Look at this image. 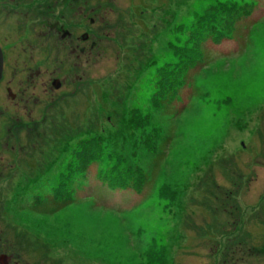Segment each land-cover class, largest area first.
<instances>
[{
    "label": "rangeland",
    "instance_id": "rangeland-1",
    "mask_svg": "<svg viewBox=\"0 0 264 264\" xmlns=\"http://www.w3.org/2000/svg\"><path fill=\"white\" fill-rule=\"evenodd\" d=\"M97 1L29 129L0 97L5 264H264V0Z\"/></svg>",
    "mask_w": 264,
    "mask_h": 264
},
{
    "label": "flooded vegetation",
    "instance_id": "flooded-vegetation-1",
    "mask_svg": "<svg viewBox=\"0 0 264 264\" xmlns=\"http://www.w3.org/2000/svg\"><path fill=\"white\" fill-rule=\"evenodd\" d=\"M89 2L90 10L83 12V0H0V97L5 93L9 103L13 102L16 108H20L23 115L18 113L20 117H17L16 122L22 121L19 118L26 120L21 127L29 129L28 121L33 119L36 109L43 110L47 107L44 97L51 91L58 93L71 86L68 75L70 70H75L80 65L83 56L86 55L91 60L97 57V30L95 28L93 31L92 28L97 25L99 5L97 0ZM56 9L63 13L56 15ZM31 12L38 18L28 26ZM66 14L71 22L64 18ZM84 24L88 25L87 30H90L91 36L83 31ZM20 34L23 36L18 39ZM16 48L23 52L31 51V55L25 59L10 58L11 51ZM36 50L45 54L35 59L32 54ZM57 50L59 52L55 53ZM15 100L18 101L14 102ZM1 110L0 116L3 114ZM6 131L11 132V129H3L0 136L5 135ZM26 134L27 132L24 137ZM2 142L0 138V177L7 172L2 170L3 161L9 160L10 156L14 158L15 154V147L9 141L4 145ZM24 158L15 163L27 167L29 163Z\"/></svg>",
    "mask_w": 264,
    "mask_h": 264
},
{
    "label": "snow or ice",
    "instance_id": "snow-or-ice-1",
    "mask_svg": "<svg viewBox=\"0 0 264 264\" xmlns=\"http://www.w3.org/2000/svg\"><path fill=\"white\" fill-rule=\"evenodd\" d=\"M259 28H260L259 35H260V41H261V45H262V51H264V24H261L259 26Z\"/></svg>",
    "mask_w": 264,
    "mask_h": 264
},
{
    "label": "water",
    "instance_id": "water-1",
    "mask_svg": "<svg viewBox=\"0 0 264 264\" xmlns=\"http://www.w3.org/2000/svg\"><path fill=\"white\" fill-rule=\"evenodd\" d=\"M1 69H2V52L0 50V77H1ZM7 258L4 255L0 256V264H5V260Z\"/></svg>",
    "mask_w": 264,
    "mask_h": 264
},
{
    "label": "bare ground",
    "instance_id": "bare-ground-1",
    "mask_svg": "<svg viewBox=\"0 0 264 264\" xmlns=\"http://www.w3.org/2000/svg\"><path fill=\"white\" fill-rule=\"evenodd\" d=\"M1 71H2V69H1Z\"/></svg>",
    "mask_w": 264,
    "mask_h": 264
},
{
    "label": "trees",
    "instance_id": "trees-1",
    "mask_svg": "<svg viewBox=\"0 0 264 264\" xmlns=\"http://www.w3.org/2000/svg\"><path fill=\"white\" fill-rule=\"evenodd\" d=\"M66 205V204H65Z\"/></svg>",
    "mask_w": 264,
    "mask_h": 264
}]
</instances>
